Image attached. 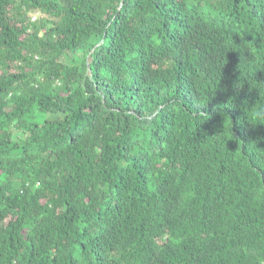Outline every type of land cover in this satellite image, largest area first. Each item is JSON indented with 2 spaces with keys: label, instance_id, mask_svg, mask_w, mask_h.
<instances>
[{
  "label": "trees",
  "instance_id": "1",
  "mask_svg": "<svg viewBox=\"0 0 264 264\" xmlns=\"http://www.w3.org/2000/svg\"><path fill=\"white\" fill-rule=\"evenodd\" d=\"M259 97L264 0H0V264H264Z\"/></svg>",
  "mask_w": 264,
  "mask_h": 264
},
{
  "label": "clouds",
  "instance_id": "2",
  "mask_svg": "<svg viewBox=\"0 0 264 264\" xmlns=\"http://www.w3.org/2000/svg\"><path fill=\"white\" fill-rule=\"evenodd\" d=\"M214 5L205 4L204 7L207 9L208 7H212ZM258 90V89H257ZM259 93V90H258ZM251 113V118L259 123V121L264 120V100L259 99L254 103V105L249 110Z\"/></svg>",
  "mask_w": 264,
  "mask_h": 264
},
{
  "label": "rangeland",
  "instance_id": "3",
  "mask_svg": "<svg viewBox=\"0 0 264 264\" xmlns=\"http://www.w3.org/2000/svg\"><path fill=\"white\" fill-rule=\"evenodd\" d=\"M41 17H42V15L38 12H31L28 14L29 20L33 21V22H39ZM20 137H22V135H20Z\"/></svg>",
  "mask_w": 264,
  "mask_h": 264
}]
</instances>
